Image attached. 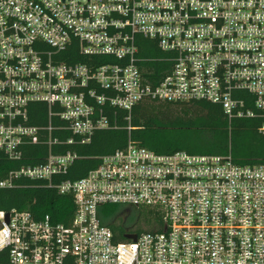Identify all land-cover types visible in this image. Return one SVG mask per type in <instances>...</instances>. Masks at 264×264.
Segmentation results:
<instances>
[{
    "label": "built area",
    "instance_id": "obj_1",
    "mask_svg": "<svg viewBox=\"0 0 264 264\" xmlns=\"http://www.w3.org/2000/svg\"><path fill=\"white\" fill-rule=\"evenodd\" d=\"M139 37L172 54L157 83ZM147 99L207 100L230 119L260 117L264 135V0H0V150L20 161L25 145L50 147L44 163L12 170L0 187L43 180L76 206L70 224L0 210V264H264V162L130 141L85 177L54 182L78 158L52 151L60 132L89 143L118 127L109 111L130 119ZM36 103L47 124L30 123ZM108 204L149 208L163 224L116 241L100 216Z\"/></svg>",
    "mask_w": 264,
    "mask_h": 264
},
{
    "label": "trees",
    "instance_id": "obj_2",
    "mask_svg": "<svg viewBox=\"0 0 264 264\" xmlns=\"http://www.w3.org/2000/svg\"><path fill=\"white\" fill-rule=\"evenodd\" d=\"M139 56L146 61L141 65L146 74L159 82L173 66L168 60L172 54L161 50L157 42L139 37ZM70 51V50H69ZM69 51L67 53H69ZM74 53V58L87 62L88 57ZM96 57L95 59H97ZM102 61L106 57H101ZM74 62L72 58L67 59ZM152 77H157L152 79ZM110 120L117 128L98 129L89 143H68L72 135L61 133L64 143L53 145L55 153L74 152L78 155L64 174L53 177L54 182L75 181L85 177L90 170L98 167L101 157L125 148L130 141L147 147L157 153L169 154L186 151L191 154H229L240 165H258L264 162V135L260 132L262 119L229 118L222 105L207 100L188 102H165L143 100L136 105L128 118L127 111H109ZM30 123L44 125L48 123L47 106L36 103L31 106ZM77 138V137H76ZM78 140V139H77ZM50 147L46 143L25 145L24 157L20 161L9 159L0 150V181L7 178L12 170L22 165L44 163ZM121 204H108L101 207L102 223L109 226L116 241L134 240L129 236L147 231L129 228L123 223L125 212L118 213ZM143 212L146 226L151 230L155 225L162 226L160 213L146 207H135ZM28 210L37 217L49 214L57 223L70 224L75 215L76 206L73 195L62 194L55 186L43 180L28 177L15 179L13 187H0V210Z\"/></svg>",
    "mask_w": 264,
    "mask_h": 264
},
{
    "label": "rangeland",
    "instance_id": "obj_3",
    "mask_svg": "<svg viewBox=\"0 0 264 264\" xmlns=\"http://www.w3.org/2000/svg\"><path fill=\"white\" fill-rule=\"evenodd\" d=\"M125 212L122 216L123 223L133 229L141 228L145 230H148L149 228L145 224V220L142 217L143 212L135 207H131L128 205L122 206L119 208L118 213Z\"/></svg>",
    "mask_w": 264,
    "mask_h": 264
},
{
    "label": "water",
    "instance_id": "obj_4",
    "mask_svg": "<svg viewBox=\"0 0 264 264\" xmlns=\"http://www.w3.org/2000/svg\"><path fill=\"white\" fill-rule=\"evenodd\" d=\"M129 238H133L134 240H136L137 236L134 235V236H129Z\"/></svg>",
    "mask_w": 264,
    "mask_h": 264
}]
</instances>
